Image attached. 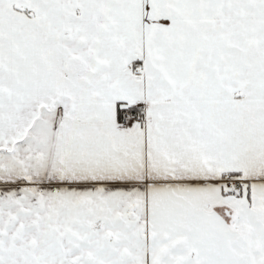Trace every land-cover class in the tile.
<instances>
[{"label": "snow or ice", "instance_id": "1", "mask_svg": "<svg viewBox=\"0 0 264 264\" xmlns=\"http://www.w3.org/2000/svg\"><path fill=\"white\" fill-rule=\"evenodd\" d=\"M0 264H264V0H0Z\"/></svg>", "mask_w": 264, "mask_h": 264}]
</instances>
